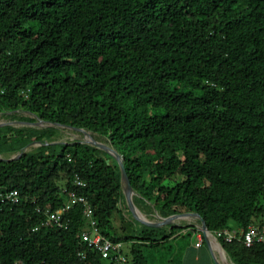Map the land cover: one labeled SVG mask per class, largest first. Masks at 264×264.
<instances>
[{
    "label": "trees",
    "instance_id": "1",
    "mask_svg": "<svg viewBox=\"0 0 264 264\" xmlns=\"http://www.w3.org/2000/svg\"><path fill=\"white\" fill-rule=\"evenodd\" d=\"M16 110L110 140L136 202L165 216L197 212L211 232L264 225V0H0V112ZM33 128L1 127L0 153L56 134ZM6 189L20 197L0 202V264H110L82 242V204L62 227L48 221L69 193L88 199L128 264H151L144 249L198 232L124 216L116 232L115 213L130 215L119 165L86 144L0 160ZM219 241L235 264H264V244Z\"/></svg>",
    "mask_w": 264,
    "mask_h": 264
},
{
    "label": "built area",
    "instance_id": "2",
    "mask_svg": "<svg viewBox=\"0 0 264 264\" xmlns=\"http://www.w3.org/2000/svg\"><path fill=\"white\" fill-rule=\"evenodd\" d=\"M77 186H83V182L77 176L75 178ZM20 194L17 190H1L0 191V202L16 204L19 202ZM83 205V214L88 220L90 227L88 231H84L81 234L82 242L88 247L97 250L101 254V257L107 260L110 264H128L129 258L126 253L125 244L121 241L113 242L106 239L97 227L94 219V213L91 204L88 199L83 196L69 193V198L66 204L57 211L46 212L48 221L57 224L59 227L63 225L64 215L69 212L74 205ZM186 231V230H185ZM197 232L196 248H200L203 245V235ZM217 240H224L226 243H232L235 241L242 242L246 247H251L255 244H264V225L249 226L246 230L234 227L224 228L219 231L213 232Z\"/></svg>",
    "mask_w": 264,
    "mask_h": 264
},
{
    "label": "water",
    "instance_id": "3",
    "mask_svg": "<svg viewBox=\"0 0 264 264\" xmlns=\"http://www.w3.org/2000/svg\"><path fill=\"white\" fill-rule=\"evenodd\" d=\"M3 112H7V113L16 112V113H18L20 111L16 110V111H3ZM3 112H0V114H2ZM23 112L27 113L29 115H32V117L34 118V121L11 120L9 122L0 123V128L4 127V126H11L14 128H24L21 126L35 125V127H37V128H33V129H38V130H43L46 128L57 129L59 127H63V128H68V129L77 131V132H82L84 134L92 133L91 131L86 130L84 128H77V127L67 126V125L60 124V123L47 122V121L42 120L40 117H38L35 114H32V113L27 112V111H23ZM41 125H43V126H41ZM109 142H110V140H109ZM72 143L86 144V145L92 146L94 148L100 149L102 151H105L108 154H110L111 156H113V158L117 161V163L119 165L120 173H121V190H122V193L124 196L125 203L128 207L130 214L132 215L133 220L139 222L142 225L148 226V227H153V228L171 227L172 228V227H179V226L184 227V226L178 225L174 222L175 219L178 217H181V216L196 217L199 220L198 224L190 223V224H187L186 226H195V227H197L198 230H200V232L203 235L204 241L210 250V253L213 257L215 264H221L214 256L212 246H211L210 236L217 241V243L222 247L224 252L227 253V251L224 249V247L220 243V241L216 239L213 232H211L208 229L205 219L199 213H197V212H184V213L173 214V215L167 216L165 218V220L162 222H152V221H148L146 219L138 217V215L136 214V205H135L134 200H133V197L138 196V193L134 190V188L131 185L130 178H129L127 171H126V168H125L124 157L114 148V146L111 144V142H110L111 146H105V145H101V144H97V143H91V142H87V141H74V142H59V141L58 142H50V141L40 142V141H38V142H32V143L28 144L27 146L22 148L17 153H14V155L9 157V158L4 157L3 156L4 154L0 153V160L8 161V162L9 161H16V160L20 159L23 154L28 153L29 152L28 148L33 146V145H39L40 147H42V146H49V145H55V144H72ZM154 210L158 211L156 208H154ZM228 256L230 257L229 254H228ZM230 259H231V257H230ZM231 262L233 264H235L232 259H231Z\"/></svg>",
    "mask_w": 264,
    "mask_h": 264
},
{
    "label": "rangeland",
    "instance_id": "4",
    "mask_svg": "<svg viewBox=\"0 0 264 264\" xmlns=\"http://www.w3.org/2000/svg\"><path fill=\"white\" fill-rule=\"evenodd\" d=\"M18 116H16V114L13 115L12 117L10 115L0 114V120H1L0 123L7 122L8 120H10V118H12L14 120H21V118H23V117L25 118L26 116L34 119L32 117V115H29V114L24 113V112H22V113L20 112V115H18ZM78 133L79 132L68 129V128H64V129L63 128H61V129L57 128L56 134L50 140V142H58V141L59 142H74L77 139L74 138L73 136H74V134H78ZM75 136H77V135H75ZM96 136H98V135L96 134ZM100 138H102V136ZM39 147H40L39 145H33V146L28 148V151L34 152ZM13 155L14 154H11V153L10 154L5 153L3 156L6 158H9ZM139 203H138V207L140 208V210L144 214H146V216L151 217L153 214L152 206L149 204H141V203L139 204ZM123 212L124 213H115L114 218H113L115 230H116V232H119V233H121L122 228L125 226L124 224H122V216H124L126 218V220L133 221L131 214L129 215L125 211H123ZM235 224H236L235 222L231 221L230 227L234 228ZM186 225H182V226H184L183 228H185ZM165 228L168 231L167 233H169L171 227H165ZM194 228H196V231H199L197 229V227L194 226ZM189 231H190V229H188V231L183 230L181 234H179V235L177 234L178 235L177 238L168 240L167 242L164 243V245H162L160 247H153V248L144 249V253H145L147 259L149 260V262L151 264H215L207 244H205V247H204V250L207 253L206 259H202V260L200 259L199 260V259L195 258L196 256L201 258L202 253L198 252V255H196L197 252H195V250L193 248L194 243H195V239H194L195 233L194 234L193 233L187 234ZM126 250L128 251V248H126ZM214 256L220 263H222L220 261V259L215 255V253H214Z\"/></svg>",
    "mask_w": 264,
    "mask_h": 264
},
{
    "label": "bare ground",
    "instance_id": "5",
    "mask_svg": "<svg viewBox=\"0 0 264 264\" xmlns=\"http://www.w3.org/2000/svg\"><path fill=\"white\" fill-rule=\"evenodd\" d=\"M1 121V120H0ZM11 120H8L7 122H9ZM35 125H30V126H21V127H24V128H30V127H33ZM69 134V133H68ZM79 137H81L84 141H87V142H91V143H97V144H101V145H105V146H111L110 145V142L109 140L106 142L102 139H100L98 136H96V134L94 133H89V134H84L82 132H79L77 134ZM98 135V134H97ZM102 138H105V137H102ZM62 139V138H61ZM107 139V138H105ZM57 141V140H56ZM136 197L137 196H134L133 197V200H134V203L135 205L138 207V203L136 202ZM139 208V207H138ZM153 208V207H152ZM143 209V208H142ZM137 214V213H136ZM138 215V214H137ZM143 215H146L143 213ZM152 215H156L158 216L160 219H162L163 221L165 220V218L167 216L163 215L161 212L159 211H155L154 208H153V214ZM139 217V216H138ZM176 224L178 225H186V224H180L176 219L174 221ZM198 224V223H196ZM210 240H211V246H212V250L213 252L215 253V255L220 259V261L223 263V264H233L231 262V259L230 257L228 256V254L226 252H224V250L222 249V247L217 243V241L215 239H213L211 236H210ZM221 263V264H222Z\"/></svg>",
    "mask_w": 264,
    "mask_h": 264
},
{
    "label": "crops",
    "instance_id": "6",
    "mask_svg": "<svg viewBox=\"0 0 264 264\" xmlns=\"http://www.w3.org/2000/svg\"><path fill=\"white\" fill-rule=\"evenodd\" d=\"M186 231H188V230H186ZM196 235H197V233H195V237H194V239H195V243H194V247H193V248H194L195 252H197L196 255H198V252H199V253H202V256H201V258L198 257V256H196L195 258H196V259H199V260H200V259H201V260H202V259H206V257H207V253H206L205 250H204L205 245H202L200 248H196V247H195V244H196V242H197Z\"/></svg>",
    "mask_w": 264,
    "mask_h": 264
}]
</instances>
